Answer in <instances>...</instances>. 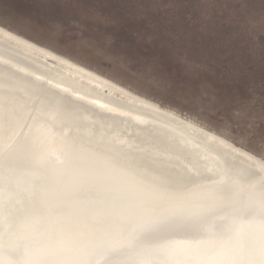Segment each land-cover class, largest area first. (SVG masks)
<instances>
[{
	"label": "water",
	"instance_id": "obj_1",
	"mask_svg": "<svg viewBox=\"0 0 264 264\" xmlns=\"http://www.w3.org/2000/svg\"><path fill=\"white\" fill-rule=\"evenodd\" d=\"M0 79L17 83L32 108L46 102L66 117L49 171L22 170L17 192L0 189V264H264V164L230 156L165 115L145 113L151 120L142 124L113 115L2 61ZM68 154L84 159L69 168ZM56 175L64 177L58 192L50 188ZM231 187L233 197H216ZM186 196L194 199L173 201ZM20 199L40 213L9 245L6 212ZM128 237L130 250L112 248Z\"/></svg>",
	"mask_w": 264,
	"mask_h": 264
},
{
	"label": "rangeland",
	"instance_id": "obj_2",
	"mask_svg": "<svg viewBox=\"0 0 264 264\" xmlns=\"http://www.w3.org/2000/svg\"><path fill=\"white\" fill-rule=\"evenodd\" d=\"M0 23L264 156V0H0Z\"/></svg>",
	"mask_w": 264,
	"mask_h": 264
},
{
	"label": "bare ground",
	"instance_id": "obj_3",
	"mask_svg": "<svg viewBox=\"0 0 264 264\" xmlns=\"http://www.w3.org/2000/svg\"><path fill=\"white\" fill-rule=\"evenodd\" d=\"M3 44L10 46V51ZM0 61L11 65L18 71L44 81L48 86L62 93L69 94L76 99L97 106L98 109L131 119L139 124H142L146 118L149 119V116L145 113L165 115L203 134L205 140L210 141L215 147L230 156L242 158L250 161V163L264 164V156L235 142L225 133L218 132L198 119L161 104L146 94L100 73L95 68L1 23ZM1 79L0 181L2 184H0V189L10 193L17 192V189L13 187V181L22 170L26 172L49 171V156L52 157L57 152L62 151L63 146L60 145L59 134L62 130H66L63 122L66 117L58 106V108L51 107L46 102H40L32 108L29 102L24 100L21 92H16L19 89L17 83ZM111 96L120 99L125 104L116 105L111 100L106 99ZM196 153H200V151ZM67 156L69 158L70 154ZM199 156L204 157V159L210 158L205 152L200 153ZM83 159V155L77 154L76 158H69L67 165L71 168L74 163L79 164ZM63 178V176L58 178V175H56V179L50 184L52 191L56 190L58 192L61 190L60 184H63L61 183L64 180ZM236 191L235 187H231L217 193L216 197L231 198L236 194ZM192 199L194 197H175L173 201L179 203ZM6 213L5 220L14 233L7 237V243L9 242L8 244L12 245L17 237L21 238L19 236L25 235L27 230L29 232L36 225L40 208L32 199H20L19 203L9 205ZM82 230L90 232L93 229L84 226ZM55 232L59 237L67 236L68 227L57 226ZM255 233L260 234L261 231L258 228H253L251 234ZM130 237L127 239L129 240ZM128 240L115 242L114 244H120L112 245V248L125 247L118 250V252L130 250L129 247L133 243H131V238L130 241ZM57 260L52 259V264ZM64 260L66 259H61L58 262ZM90 264L98 263L93 262Z\"/></svg>",
	"mask_w": 264,
	"mask_h": 264
}]
</instances>
